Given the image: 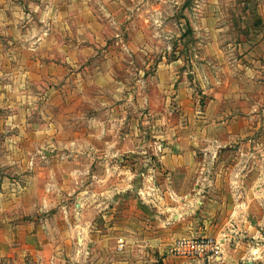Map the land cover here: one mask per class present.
<instances>
[{
	"label": "rangeland",
	"instance_id": "1",
	"mask_svg": "<svg viewBox=\"0 0 264 264\" xmlns=\"http://www.w3.org/2000/svg\"><path fill=\"white\" fill-rule=\"evenodd\" d=\"M90 1L93 2L91 5L97 4V0ZM102 4L111 7L113 12L101 14L100 24L93 18L98 15H87L95 21H86V15L85 20L81 15L80 21L85 23L75 25L70 16L64 18L68 20L67 30L66 33L62 31L61 39L67 41L69 59L62 63V70H59V64L53 63L50 79L53 89L66 88L61 102L57 94H53L51 102H47V97L45 102L38 98L24 101L25 96L18 94L31 77L17 71V63L11 55L18 49L11 41H27L34 35V29L20 24L15 27L9 11L2 15L0 220L21 219L24 223L34 220L37 224L42 217L56 216L55 221L66 215L73 219L76 217L74 182L67 183L60 191H56L57 188L51 191L48 187L51 179L46 169L53 160L48 149L50 143L32 142L31 134L24 136L28 134L27 129L21 140H16L17 126L12 125L10 118L17 111L16 105H25L26 110L31 105L30 118L26 115L29 119L42 122L43 112L37 109L43 108L45 122L51 116V119L58 118L63 123L64 132L58 141L52 142L58 148L50 144L54 149L52 152L59 147H65V150L74 148L75 144L70 146V142L76 140L77 134L80 148L90 150L94 147L99 151L110 146L107 140L129 134L116 145L126 153H138L117 159V163L130 165L133 173H116V177L136 181L139 188L133 192L134 197L143 202V221L144 217L156 221V215L165 217L173 214L171 207L178 204L176 196L180 199V206L192 205L183 210L187 217H198L208 198V183L219 180L222 187L219 194L229 204L228 219L220 229L221 233L216 230L201 235L186 234L169 241L173 244L182 237H213L220 241L222 258L218 262L175 258L177 256L171 252L172 244L163 253L148 248L149 253L146 251L148 254L145 255L143 246L137 241L126 242L119 236L118 229L109 237L100 239L103 240L100 246L88 235L86 241L89 246L84 247L74 233L68 237L64 230L58 229V235L64 234V241H59L64 242L61 248L51 250L49 244L46 245L49 243L47 239H44L42 247L32 248L24 236L17 235L13 240L11 231L7 230L11 227L5 222L4 229L10 236L4 232L0 264H168L164 261L167 254L178 260L171 264H264V75L257 79L261 81L259 85L258 82L253 83L252 76L239 79L233 75L237 64L232 62H228L229 68H220L214 59L198 61H205L203 65L192 62L195 58L199 60L202 50L197 42L205 37L199 34L198 28L203 17L215 13V23L223 26V37L234 45L240 43L246 33L242 22H255L253 11L263 7L264 0H105ZM52 36L60 37L53 28ZM233 45L228 46L226 53V59L230 61L240 54ZM19 48L21 53L27 51L22 46ZM177 58H181L182 74L194 71L190 75L185 74L190 82L189 95L186 96L178 82L171 89L161 90L155 81L160 62ZM110 69L113 70L111 77L107 75ZM45 81L47 84L48 80ZM32 82L45 84L40 78H34ZM217 94L221 95L217 97ZM35 106L34 112L32 108ZM123 117L124 123L112 121ZM159 119L162 122L156 125ZM195 119L201 121L196 122ZM93 133H105L106 138L92 136ZM164 133L177 142L180 140L176 137L181 139L185 135H194L202 140L199 152L197 150L196 165L204 172L199 174L197 183L209 186L204 184L200 190L189 191L161 182V177L171 181V175L162 163L167 152V142L160 135ZM59 159L63 160L64 155ZM84 160L88 163L93 161L92 158ZM253 170L257 171L255 177L252 176ZM37 175H41V181L31 182ZM87 175L90 180L91 173ZM241 180L245 187L242 190L236 186ZM254 181H260L258 195L253 191ZM31 184L35 189H30ZM237 194H240L242 203L237 204ZM46 195L52 202L44 207L42 203ZM15 198L19 200L15 201ZM113 208L106 203L98 208L100 214H95L92 205L86 206L85 218L92 220L94 216L101 230L107 229V215ZM174 213H177L175 209ZM134 217L140 218L137 214ZM216 224L217 221H209V227ZM155 230L159 231V228ZM104 234L107 235V231ZM121 242L123 246L119 248ZM96 246L98 250H95Z\"/></svg>",
	"mask_w": 264,
	"mask_h": 264
},
{
	"label": "crops",
	"instance_id": "2",
	"mask_svg": "<svg viewBox=\"0 0 264 264\" xmlns=\"http://www.w3.org/2000/svg\"><path fill=\"white\" fill-rule=\"evenodd\" d=\"M103 2H105V0H97L96 5H91L93 2L91 3L90 0H0L1 25H3L2 15L9 11L12 15V24H15V27H19L20 24L22 27L27 26L29 29H34V37L32 36L27 41H17L16 39L11 41L12 45L17 46L18 49L17 51H13L11 55L12 60L17 63V71L31 77L28 85L22 86V90L20 91L19 89L18 92V94H23V96H25L24 101L38 98L40 102H45V98L47 97V102H51L53 94H57L60 100L59 102H61L63 97L62 94L64 96L66 94L63 90L66 88L60 87L57 90L53 89L50 79H52L53 63L55 65L59 64V70H62V63L67 62L69 59L67 41L61 39L62 31L66 33L67 30L66 23L68 20L64 18L70 16L72 23L75 25L78 23L84 24L85 15L86 21L92 19L87 15H98L93 16V18L96 19V23L100 24L99 18L101 14H111V12H113L111 7L102 4ZM253 13L255 15V22H242L246 29V33L242 41L234 45L231 42H227V39L223 37V26L215 23V13H210L203 17L198 28L200 30L199 34L205 35V37L197 42L198 46L202 47V50L199 54V60H196V58L192 59L194 65L200 60L207 61L208 59H214L213 61L220 68H225L226 66L229 68L230 64L228 62H232L234 65L237 64L233 75L236 74V77L239 79L252 76L251 79L253 83L258 82L260 85L261 81L257 79H259L261 75H264V6L255 9ZM81 15H84L83 21H80ZM18 17H22L23 19ZM78 17L79 20L77 21ZM261 18L263 19L261 20ZM92 21L95 20L92 19ZM52 28L59 32L60 37L53 38ZM2 44L3 42L0 41V45ZM53 45L54 47L52 48ZM232 45L235 49L238 48L237 50H240V54L235 57V60L230 61L226 59V53L229 51L227 49L228 46L232 47ZM19 46L27 49V51H25L26 54L19 51ZM1 56L3 57L2 54H0V57ZM180 62L181 58L173 59L169 62L167 60H162L160 62L155 73V81L158 89H171L172 86L174 87L178 82L179 88L180 90L182 89L184 95H189L190 82L186 79L187 76L185 74L189 73L190 75L194 73V71H188L182 74ZM204 62L198 63L203 65L205 64ZM112 72L113 70L110 69L107 75L111 77L113 75ZM33 77L42 79V82L45 84H33ZM45 80H48L47 84ZM221 89H224V87ZM237 90L240 91V87H238ZM220 95L221 94H217L216 96L219 97ZM29 107H31V105H29L26 110L25 105L23 107H21L20 104L16 105L15 108L17 111H14L12 114L13 116L10 118L12 125L17 126L16 133L14 134L15 136L17 135L16 140H21V135H23L27 129L28 134L24 136L28 137V135L31 134L32 142H40L43 145L50 143L52 146L58 148V146L52 142L58 141L59 137L64 132L61 119H51V116H48V120L45 122L46 112L43 108H39L37 110H39L38 112H43V120L42 122L33 121L29 119L31 115ZM36 108L35 106L32 110L34 111ZM23 114L24 117H22ZM26 115H29V118ZM112 121L117 123L126 122L124 117L112 119ZM158 121L159 123H156V125L162 122L160 119ZM194 121L200 122L201 120L195 119ZM203 122H206V120H203ZM156 128L159 129L160 127ZM105 133H99L98 135L106 138ZM96 135L97 134L94 133L92 134V136ZM160 135L167 142V152L163 157L162 163L169 175H171V181L168 182L164 177H161V182L164 183V185L171 184L170 186L172 188L175 187V189L178 188L189 191L200 190L203 188L204 184L210 185H208L209 187L207 188L209 193L207 201L205 202V207L198 217H187L185 215L186 211L183 210L188 209V207L192 205H188L185 208L182 204L180 206V199L176 196L175 199L180 209L177 205L175 207L173 205L171 207L173 214L169 216L166 215L165 217L156 215V218H158L156 221H150L149 217H144L145 220L143 221V202L134 197L135 192H133L139 188L136 185V181L132 182L123 177L121 179L116 177V173H133L132 168L129 169L130 165L125 166L117 163V159L129 158L133 156V154L138 153V151H136V153L131 154L128 152V154L125 150L116 145V143H121L125 140L129 134L126 133L120 138L114 137V139L107 140L110 146L104 148L105 150L103 151H99L94 147L90 150L80 148L77 144V134L75 136L76 140L70 142V146H72V143L75 144V147L72 149L65 150V147H59V149L52 152L54 149L51 148L49 144L48 149L50 150V156L53 160L51 159L52 162L47 169L45 168L50 174L51 180L49 179L50 182L47 184L51 191L53 189L55 190V188H57L56 191H60L63 187L67 186V183L71 181L74 182V204L77 209L75 219L67 217V215L66 217L61 216L60 219L56 221V216L55 218L42 217L36 222L37 224L34 223V220L27 221V223H24V220L21 219L10 220L5 218V220H0V251L4 249V232L10 236L7 230L11 231L13 240H16L17 235L29 239L32 248L42 247L44 239H47L49 243H46V245L49 244L50 249L53 250L54 248L62 247L64 242L61 243L59 241H64V234L69 237V235L74 233L83 247L85 245L89 246L88 241H86L89 235L91 238L93 237V239H96V244L100 246L102 244L101 241H103L100 239H103L105 236L109 237L112 231L118 229L119 236H122L126 242L137 241L138 244L143 246V253H145V255L149 253L148 248H151L153 252L159 251L163 253L166 250L168 251L172 244L169 241L171 238L173 239L186 234H208L216 230L220 232L224 222L228 219L229 204L227 205L226 199L219 194V189L222 188L219 180H216L215 183H204L202 186L197 183L199 174L204 172L196 165L197 150L199 152V144L202 140L198 137H194V135H185L181 136V139L176 137L178 141L180 140V142H177L165 133ZM61 155H64L63 160L59 159ZM88 158H92L93 161H90V163L85 162L84 159ZM96 158L100 160H96L95 162ZM47 171L44 172L45 176H47ZM89 173H91L90 180L87 175ZM134 173L136 174L135 171ZM256 174L257 171L253 170L252 176L255 177ZM39 176L41 175H37L38 179H31V182L35 180L37 182L41 181ZM58 184H60L59 187ZM253 184V191H257L258 195L260 192L258 190L261 187L259 185L260 181H254ZM236 186L240 190L244 189V181L241 180V183H237ZM30 189H35V187L31 184ZM239 195L240 194H237V204L242 203V199L240 200ZM45 199L42 206L51 205L52 201L48 198V195L45 196ZM5 200H7V198ZM17 200H19V198H15V201ZM106 203L114 208L111 210V214L107 215V229L101 230L98 225L99 221H95L94 216L92 220L85 218V207L92 205L93 208H95V210H93L95 214H100L98 208ZM144 207L146 208V206ZM239 207L242 206H237V208ZM174 209L177 213H174ZM65 210L67 211V208H65ZM211 213H213V216ZM134 214H137L140 218H135ZM240 215L243 214L240 213ZM212 220L217 221V224L209 227V221ZM5 222L6 225L9 223L11 229H4ZM58 222H60V224H57ZM203 223H206L205 227ZM153 224H156V226ZM157 227L159 231L155 230ZM58 229L61 231L64 230L65 233L61 236L58 235ZM105 231H107V235L104 234ZM80 250L83 249L80 248ZM95 250H98L97 246ZM171 255L167 254L164 261L168 264L178 262L177 259H174L175 256L172 255V257Z\"/></svg>",
	"mask_w": 264,
	"mask_h": 264
},
{
	"label": "built area",
	"instance_id": "3",
	"mask_svg": "<svg viewBox=\"0 0 264 264\" xmlns=\"http://www.w3.org/2000/svg\"><path fill=\"white\" fill-rule=\"evenodd\" d=\"M123 246L120 243L119 248ZM171 252L177 257L204 261L205 259L218 262L222 258L220 241L213 237H182L176 239L171 247Z\"/></svg>",
	"mask_w": 264,
	"mask_h": 264
}]
</instances>
